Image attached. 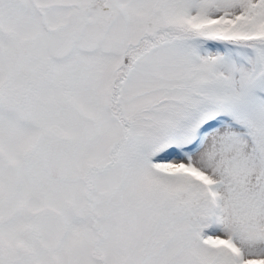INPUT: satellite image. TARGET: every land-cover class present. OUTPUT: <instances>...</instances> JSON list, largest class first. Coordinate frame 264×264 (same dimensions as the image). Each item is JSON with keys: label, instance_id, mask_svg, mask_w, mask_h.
<instances>
[{"label": "snow or ice", "instance_id": "snow-or-ice-1", "mask_svg": "<svg viewBox=\"0 0 264 264\" xmlns=\"http://www.w3.org/2000/svg\"><path fill=\"white\" fill-rule=\"evenodd\" d=\"M0 264H264V0H0Z\"/></svg>", "mask_w": 264, "mask_h": 264}]
</instances>
